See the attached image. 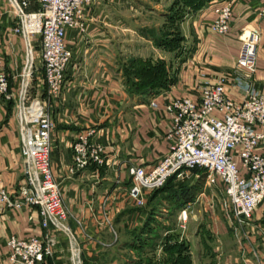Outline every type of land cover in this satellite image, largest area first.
<instances>
[{
  "label": "crops",
  "instance_id": "crops-1",
  "mask_svg": "<svg viewBox=\"0 0 264 264\" xmlns=\"http://www.w3.org/2000/svg\"><path fill=\"white\" fill-rule=\"evenodd\" d=\"M173 1L96 0L87 14V29L67 32L73 58L63 89L51 105L55 123L51 159L64 203L69 208L66 221L82 246L84 263L121 264L126 259L123 250L116 251L114 242L127 241L129 232L140 226L147 214L145 210L132 207L135 202L127 191L131 183L129 167L142 165L151 169L168 153L166 135L171 117L165 103L179 96L197 97L198 85L206 80L231 77L241 47L239 35L245 28L260 30L255 84L264 92V19L258 15L261 0H233L231 29L226 36L211 31L215 6L222 3L209 0L201 9L191 11L181 23L187 44L192 38L195 43L194 52L181 58L184 61L178 69L177 81L148 96L129 94L124 84L123 63L134 55L156 59L152 41L147 43L144 36L143 40L137 38V28L140 31L145 21L156 17L157 7L163 6L165 10ZM144 13L147 16L142 20ZM16 25V15L5 0H0V50L4 53L13 89L25 62L24 40L13 32ZM167 54L159 57L169 61ZM43 82L38 81L37 87ZM228 93L233 98L240 96L233 87H229ZM152 99L157 100L158 107L150 105ZM8 105H0V178L15 194L24 178V160L15 105L12 109ZM88 127H96L94 139L105 146V164L74 172L71 170L72 143L77 134ZM103 213L111 215L113 227L102 223ZM119 213L122 216L117 218ZM41 219L37 209L31 206L0 213V264H11L6 245L10 236L44 235ZM76 219H80L82 225ZM115 228L119 231L116 237ZM215 235L218 249L214 246ZM200 236L203 247L214 256L212 264H222V258L223 264H264V204L254 211L250 225L237 227L229 222H218L210 230L203 225ZM180 239L183 240V236ZM57 240L55 256L43 264H70L68 237L59 232ZM240 241L242 247L237 245ZM232 242L237 248L234 256L223 249L225 245L232 247ZM203 251L199 253L202 259H198V263L192 254L194 264H203ZM136 261V256L129 259L130 264H139Z\"/></svg>",
  "mask_w": 264,
  "mask_h": 264
},
{
  "label": "built area",
  "instance_id": "built-area-1",
  "mask_svg": "<svg viewBox=\"0 0 264 264\" xmlns=\"http://www.w3.org/2000/svg\"><path fill=\"white\" fill-rule=\"evenodd\" d=\"M5 1L17 17L13 32L24 40L25 62L18 75L19 87L13 89L0 50V105L11 101L15 105L22 138L24 178L15 194L0 178V213L35 207L45 229L42 236H10L6 243L9 259L11 264H43L55 256L60 232L68 237L70 264H83L80 243L66 221L69 208L52 167L55 123L51 105L63 89L73 58L67 32L87 29V14L96 0ZM221 3L215 6L216 15L210 28L213 34L226 36L231 29L234 1L221 0ZM258 15L264 19V0ZM239 37L241 47L231 77L206 80L198 85L197 97L179 96L165 103L171 117L166 135L168 153L151 169L142 165L129 167L131 183L127 191L137 206H144L147 195L171 176L184 178L194 167L206 170L209 186L221 189L228 197L230 209H225L224 215L232 225H250L254 211L264 204V92L255 84L260 30L245 28ZM35 53L41 61L44 82L32 93L30 76L35 72ZM229 87L235 88L240 96L231 97ZM150 105L158 107L157 100L152 99ZM96 133V127H88L73 140L72 171L105 164V146L94 139ZM203 194L204 191L200 192L197 198ZM192 207L193 203L189 202L179 212L182 231L188 228ZM76 220L82 225L80 219Z\"/></svg>",
  "mask_w": 264,
  "mask_h": 264
},
{
  "label": "trees",
  "instance_id": "trees-1",
  "mask_svg": "<svg viewBox=\"0 0 264 264\" xmlns=\"http://www.w3.org/2000/svg\"><path fill=\"white\" fill-rule=\"evenodd\" d=\"M208 1L174 0L167 14L169 24L182 20L190 11L201 9ZM164 39L166 41L160 42L154 37L157 45L168 46L171 50L176 48L177 38L170 36L168 40ZM123 76L127 92L141 96L159 92L177 81V77L170 73L169 65L165 60L143 59L136 56L129 57L123 63ZM8 107L12 109L14 102H9ZM202 170L200 167L192 169L195 172ZM203 182L204 176L202 179L189 181L179 180L176 175H173L163 186L147 195L146 208L137 209L145 210L146 218L140 226L129 232V239L122 243L123 246L136 253V262L139 264H193L190 243L184 239L181 240L180 233L174 228H169L170 232L163 235L158 217L162 215L163 202H166L169 208L180 209L194 201L203 189ZM159 245L162 246L160 254L157 253Z\"/></svg>",
  "mask_w": 264,
  "mask_h": 264
},
{
  "label": "rangeland",
  "instance_id": "rangeland-1",
  "mask_svg": "<svg viewBox=\"0 0 264 264\" xmlns=\"http://www.w3.org/2000/svg\"><path fill=\"white\" fill-rule=\"evenodd\" d=\"M156 17L153 20H150L149 22L145 21V26L140 28V31H138L137 28V33L135 34L137 38H140L141 40H143V36L146 38V42L151 43L150 40L152 41V45L155 46V55L154 57H156V59L153 58V60H165L168 65H169V69H170V73L177 77V72L178 69L181 65V63L184 61L181 58L183 56H189L194 52V41L195 39L192 38V41L189 42V44H187V39L185 37V30L182 27V22L185 20L186 16L191 12L187 13L185 15V17L181 20H179L177 23L174 24H169L168 20H167V14L169 13V7H166V9H163V6H159L156 8ZM166 12V13H165ZM146 13V12H145ZM143 14L142 20H144L143 18H145V16H147V14ZM148 23V24H147ZM131 24V23H130ZM156 39H159L160 42L166 41L164 38H166L168 40V37L172 36L177 38V45L176 48L171 50L168 46H159L157 45L156 41L154 40V37ZM181 38V39H180ZM183 39V40H182ZM189 39H191V37H189ZM131 40V39H130ZM135 40V38H134ZM260 41V40H259ZM259 43V42H258ZM159 50V51H158ZM163 50L166 51V53H163ZM170 53V54H167ZM147 54V53H146ZM164 54H167V57H170L169 61L168 59L164 58V57H159L164 56ZM136 57H141L143 59H151V58H145L142 56H137L134 55ZM132 57V56H130ZM129 58V57H128ZM35 67L33 69V71H35L32 75L30 76V82H31V92L34 93L36 91L37 88V84L38 81L41 82L42 78H43V70L41 68V61L40 58L37 57V53H35ZM235 66V64H234ZM234 66L232 67V69H234ZM21 81V78L18 77V81H17V86L16 88L19 87V82ZM204 176V182H203V189H201L200 192L204 191V194L201 195V197L198 199L197 197H199L200 192L197 194L196 199H198L197 201H192L193 203V211L190 214L189 217V221H188V228L185 231H182L181 228L179 227L178 224V215L179 212L182 208L180 209H174V208H169V205H167L166 202H163V204L161 205V213L162 215L160 217H158V220L160 221L161 225H162V234L165 235L168 232H170L171 229L169 228H174L175 231L180 233V236H183L184 240L188 241L190 243L191 246V251L192 254L194 256V259L197 261L198 263V259L201 260L202 258L200 257L199 253H201L202 250L203 251V264H212L213 262L212 260V255H210L211 252H207V250L205 249V247H203L202 242H201V236H200V231L202 226L204 225L206 229H211L214 224L220 222L225 223V222H229L227 220L226 215H224V210L225 209H230V202L228 200V197L222 192L221 189L214 187V186H209V184L207 183V176H208V172L206 170H202L201 172H195V171H190L188 173L185 174L184 178L183 177H177L179 180H193V179H202ZM183 178V179H182ZM106 204V202H105ZM212 204H214V206H212ZM136 204H134L133 209H145L146 208V203L144 206H135ZM141 211V210H138ZM121 213H119L116 217L119 218L121 217ZM107 218V220H106ZM110 221V223L108 222ZM113 219L111 217L110 214L108 213H103V222H105L106 224H108L110 227H113ZM230 223V222H229ZM79 224V223H78ZM73 230V229H72ZM166 232V233H165ZM74 233V230H73ZM113 233H115V237L116 234H119V231L115 228L113 229ZM211 234H214L211 232ZM75 235V233H74ZM76 237V235H75ZM216 235L214 237V246L216 247V249H218V241L216 239ZM77 239V238H76ZM224 239V238H223ZM222 239V241H223ZM231 239V238H230ZM228 239V240H230ZM242 240V239H241ZM78 241V240H77ZM231 241H233L231 239ZM230 241V243H231ZM79 242V241H78ZM224 242V241H223ZM241 243H237V245H239L240 247L243 246L242 241H240ZM80 243V242H79ZM233 243L232 247H227L226 245L223 247V249H226L227 252H229L230 254H232L234 256V253L236 251V246ZM229 244V243H228ZM114 245L116 246V251L118 250H123V255L126 257L122 260L121 264H130L129 259H133L135 258V254L132 250L128 249L126 246H123L122 243L118 244V242L115 240ZM229 246V245H228ZM81 247V252H82V246ZM203 247V248H202ZM227 247V248H226ZM231 248V249H230ZM162 251V246L159 245L158 249H157V253L160 254ZM218 251V250H217ZM70 255V252H69ZM224 259H221V262L223 264ZM83 264L84 261H83ZM194 264V261H193Z\"/></svg>",
  "mask_w": 264,
  "mask_h": 264
},
{
  "label": "bare ground",
  "instance_id": "bare-ground-1",
  "mask_svg": "<svg viewBox=\"0 0 264 264\" xmlns=\"http://www.w3.org/2000/svg\"><path fill=\"white\" fill-rule=\"evenodd\" d=\"M32 57H31V52H30V54H29V59H31Z\"/></svg>",
  "mask_w": 264,
  "mask_h": 264
}]
</instances>
